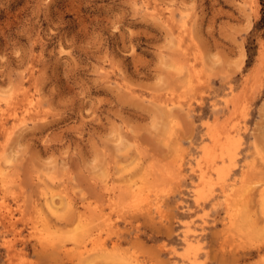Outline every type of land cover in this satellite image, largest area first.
<instances>
[{
    "label": "rangeland",
    "instance_id": "1",
    "mask_svg": "<svg viewBox=\"0 0 264 264\" xmlns=\"http://www.w3.org/2000/svg\"><path fill=\"white\" fill-rule=\"evenodd\" d=\"M263 8L0 0V264H264Z\"/></svg>",
    "mask_w": 264,
    "mask_h": 264
},
{
    "label": "bare ground",
    "instance_id": "2",
    "mask_svg": "<svg viewBox=\"0 0 264 264\" xmlns=\"http://www.w3.org/2000/svg\"><path fill=\"white\" fill-rule=\"evenodd\" d=\"M152 7V6H151ZM154 7V6H153ZM185 16V15H184ZM185 24V23H184ZM34 97H31V98H27L28 99V104H30L31 105V107H33L34 105L32 104V103H29V102H32L34 99H33ZM167 99V98H166ZM165 101V100H164ZM169 102H170V100H169ZM168 102V103H169ZM6 103V102H5ZM166 103V102H165ZM170 103H174L172 100H171V102ZM2 104V103H1ZM27 106V105H26ZM166 106V105H165ZM174 106V105H173ZM167 107V106H166ZM168 108V107H167ZM33 110V109H32ZM14 111V110H13ZM17 111V110H16ZM22 112H24V110L22 111ZM10 113V112H9ZM17 113V112H16ZM16 113L15 114H13V112H12V114L13 115H15L14 117H16ZM28 113H29V111H28ZM22 114H24V113H22ZM30 114V113H29ZM10 115V114H9ZM33 116V115H32ZM31 116V117H32ZM26 117V116H25ZM28 117H29V115H28ZM1 119V118H0ZM22 119V118H21ZM19 121V120H18ZM23 120H20V124H21V122H22ZM6 123V122H5ZM3 125L5 126V124H3V122H1V126L3 127ZM23 125V124H22ZM24 126V125H23ZM20 127V126H19ZM19 127H16V128H19ZM9 128V127H8ZM12 129V128H11ZM2 130V129H1ZM6 131V130H5ZM11 131V130H10ZM9 132V131H8ZM210 133V132H209ZM9 138V137H8ZM11 138V137H10ZM222 150L223 149H226V150H228L229 148H228V144H226L225 146L223 145V148H221ZM133 188V187H132ZM231 188V187H230ZM229 188V189H230ZM244 189V188H243ZM148 191V190H147ZM231 191V190H230ZM134 192V191H133ZM233 192H235V191H233ZM263 192H264V190L262 191V193L261 194H263ZM135 193V192H134ZM232 193V192H231ZM145 196H146V194H145ZM238 196H239V194H238ZM61 197V196H60ZM65 198V197H64ZM139 198H140V195H139ZM148 198V197H147ZM227 198H228V195H227ZM67 199V198H66ZM233 199V198H232ZM132 200V199H131ZM141 200V199H140ZM135 201V200H134ZM141 201H144V204H146L147 203V200H145V197H144V200H141ZM145 201H146V203H145ZM157 201V200H156ZM48 202V201H47ZM131 202H133V201H131ZM131 202H130V204H131ZM129 203V202H128ZM237 203V202H236ZM69 204V203H68ZM134 203H132V205H133ZM143 204V203H142ZM135 205V204H134ZM147 205V204H146ZM130 206V205H129ZM48 208V207H47ZM262 208L264 209V204L262 205ZM49 209V208H48ZM58 209V208H57ZM134 209H136V208H134ZM227 210H228V208H227ZM227 214H228V211H227ZM229 216H230V214H228ZM109 221H110V219H109ZM231 221V220H230ZM106 222V221H105ZM109 227V226H108ZM93 235V234H92ZM89 236V235H88ZM90 237V236H89ZM88 237V238H89ZM45 239V238H44ZM96 239V238H95ZM191 240H192V237H191V235L190 234H185V236H184V242L186 243V244H190L191 243ZM96 241V240H95ZM103 242H104V240H103ZM48 243V242H47ZM91 244V243H90ZM103 248H104V246H103ZM89 251V250H88Z\"/></svg>",
    "mask_w": 264,
    "mask_h": 264
},
{
    "label": "trees",
    "instance_id": "3",
    "mask_svg": "<svg viewBox=\"0 0 264 264\" xmlns=\"http://www.w3.org/2000/svg\"><path fill=\"white\" fill-rule=\"evenodd\" d=\"M263 15H264V8H263ZM258 24H260V23H258Z\"/></svg>",
    "mask_w": 264,
    "mask_h": 264
}]
</instances>
